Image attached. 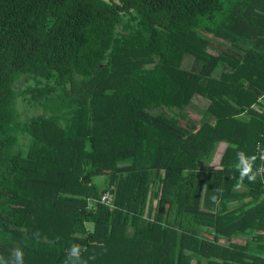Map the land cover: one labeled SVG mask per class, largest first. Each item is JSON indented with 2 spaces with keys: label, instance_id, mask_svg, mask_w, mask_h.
<instances>
[{
  "label": "trees",
  "instance_id": "1",
  "mask_svg": "<svg viewBox=\"0 0 264 264\" xmlns=\"http://www.w3.org/2000/svg\"><path fill=\"white\" fill-rule=\"evenodd\" d=\"M259 144L264 0H0V264H264Z\"/></svg>",
  "mask_w": 264,
  "mask_h": 264
},
{
  "label": "crops",
  "instance_id": "2",
  "mask_svg": "<svg viewBox=\"0 0 264 264\" xmlns=\"http://www.w3.org/2000/svg\"><path fill=\"white\" fill-rule=\"evenodd\" d=\"M235 206H236V204L230 203L227 207L229 209H232ZM259 232H261L260 235L253 233L249 237H246V240L250 242V244H249L250 248H249V250L247 249L246 252L248 254H251L252 256H256V257L260 256L261 258L264 259V229L262 228L261 230H259ZM202 235L208 239L214 238V234L212 233V231H203ZM260 236H262V237H260ZM225 245H227V244H225Z\"/></svg>",
  "mask_w": 264,
  "mask_h": 264
},
{
  "label": "clouds",
  "instance_id": "3",
  "mask_svg": "<svg viewBox=\"0 0 264 264\" xmlns=\"http://www.w3.org/2000/svg\"><path fill=\"white\" fill-rule=\"evenodd\" d=\"M238 157H239V164L237 165V167L239 168L240 179L243 180V178L247 175L248 176V180L251 181L252 179H254V176L248 175V173L251 171L250 158H246L243 153H238ZM235 187L239 188L240 184L237 183L235 185ZM211 199L213 201H215L216 200V196L213 195L211 197ZM70 255L72 257H75L76 259H78V249L75 246L72 247V249L70 251ZM15 261H16V264H22V253L19 250H17V252H16Z\"/></svg>",
  "mask_w": 264,
  "mask_h": 264
},
{
  "label": "rangeland",
  "instance_id": "4",
  "mask_svg": "<svg viewBox=\"0 0 264 264\" xmlns=\"http://www.w3.org/2000/svg\"><path fill=\"white\" fill-rule=\"evenodd\" d=\"M219 42H222V40ZM223 44H224V46L229 45L224 41H223ZM208 52L216 54L212 49H209ZM191 61H192V59L190 57L188 59H186L184 62L185 67L189 66L191 64ZM206 105H207V102L204 103V102L195 100L194 105L189 107V113L194 120H199V118H201V114H202L201 112L204 111V109L206 108ZM100 181L103 182L102 179Z\"/></svg>",
  "mask_w": 264,
  "mask_h": 264
},
{
  "label": "built area",
  "instance_id": "5",
  "mask_svg": "<svg viewBox=\"0 0 264 264\" xmlns=\"http://www.w3.org/2000/svg\"><path fill=\"white\" fill-rule=\"evenodd\" d=\"M258 150H260V160H264V147L262 148L261 145H258ZM260 172H264V169H260ZM112 198L109 194H105L102 198V202L104 203H111Z\"/></svg>",
  "mask_w": 264,
  "mask_h": 264
}]
</instances>
